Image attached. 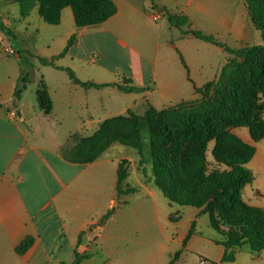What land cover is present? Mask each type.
Instances as JSON below:
<instances>
[{"label": "crops", "instance_id": "1", "mask_svg": "<svg viewBox=\"0 0 264 264\" xmlns=\"http://www.w3.org/2000/svg\"><path fill=\"white\" fill-rule=\"evenodd\" d=\"M113 1L116 13L106 21L66 30L62 36L64 44L72 33H76L77 38L63 56L53 61L54 66L38 65L36 56L50 59L63 47L59 52L43 55L40 52L42 49L31 47L27 38L21 40L20 44L14 32L8 36L0 31V264H72L75 252L86 253L91 246V242L76 244L73 237L77 231L91 229L92 224L93 230H99L100 225L91 216H101L111 209L104 224L107 226L117 213L121 202V194L116 192L117 170L119 162L126 158L108 153V150L115 148L113 143L91 162L72 160L69 151L76 145L72 135L92 134L105 119L124 114L139 104L149 103L155 107L149 101L153 94L167 98L179 93L188 84L197 95L195 88L215 80L224 67L223 63L220 64L221 68L212 80L199 84V80L192 76L191 66L182 48L174 43V38L163 35L158 24L152 28L146 23L159 19V15L156 20L152 18L151 9L165 14V7H148L139 0ZM28 17L29 13L26 16L20 13L22 22H26ZM1 22L7 27L6 20ZM234 24L230 23L227 31L235 34L237 41L239 28ZM23 28L24 37L30 36L26 27ZM187 29L180 31L177 36L179 40L192 38L204 44L210 43L185 33ZM34 31L38 33L37 28ZM209 33L224 46L214 44V47L205 48L229 56L225 50V47L229 48L225 40L217 34ZM99 41L114 42L124 56L122 61L111 66L99 62ZM47 46L45 44L43 48ZM10 49L14 52L10 53ZM175 50L176 56L182 57L184 72L175 64ZM162 51L166 54L163 55ZM158 52L161 55L158 56ZM223 59L227 61L228 57ZM169 60L174 68L169 67L168 63V67L163 65L162 62ZM62 68H70L81 82L104 86L84 88L73 82ZM25 69H28L26 87L16 97V85ZM200 74H203L202 69L197 68L194 75ZM101 75H105V78ZM125 78L132 81L135 91L122 92L118 88V84H123ZM40 80L45 83L52 102L49 113H44L37 104L35 90ZM30 83L32 88L28 91ZM244 140L254 145L255 153L247 163L254 178L243 187L242 199L248 205L262 208L257 199L264 194V188L261 191L257 187L260 181L257 186L253 182L262 173L264 183V154H257L260 141L253 142L248 136ZM114 150L119 149L116 147ZM253 167H257L256 170ZM126 173L128 175L127 168ZM123 181L122 189L125 188ZM187 210V234L181 240L177 237L167 239L175 241L181 249L172 252V259H160L161 264H173L175 259H187V253L195 257L190 264H264V249L252 253L246 248L236 250L233 261L221 262L224 248L217 243L221 239L220 234L211 227L208 216L201 213L199 208L190 206ZM81 212L84 218L79 221ZM88 220L91 221L89 225ZM188 233L205 240L208 249L190 252ZM118 234L120 238V232ZM26 236H31L33 241L25 252L18 254L15 248ZM121 254L120 264H131L134 252L122 250L119 257ZM155 263L156 260H153L152 264Z\"/></svg>", "mask_w": 264, "mask_h": 264}, {"label": "trees", "instance_id": "2", "mask_svg": "<svg viewBox=\"0 0 264 264\" xmlns=\"http://www.w3.org/2000/svg\"><path fill=\"white\" fill-rule=\"evenodd\" d=\"M20 6L22 16L36 7L37 14L45 22L57 25L61 11L69 7L76 29L94 26L106 21L116 13L113 0H10ZM249 19L260 32L262 42L246 44L238 48L225 47L233 58L222 68L219 76L199 88L200 98L182 100L174 105L157 109L150 105L141 116L131 110L102 121L97 130L85 136L72 135L76 145L69 151V157L80 163L95 160L111 143L118 142L132 147L141 154L142 129L150 134V158L154 171V185L171 203L180 206L200 208L208 215L210 225L220 234L217 241L224 248L221 262L234 259L235 251L246 248L252 253L264 249V210L248 205L242 199L243 187L253 181L252 172L245 167L255 153L253 144L242 142L237 136L224 129L226 115L248 129L253 142L264 137V120L255 113L253 101L257 94H264V0H244ZM170 24L183 26L188 23L186 15L167 14ZM0 31L12 36L9 28L0 22ZM197 39L219 46L224 44L213 35L199 30L184 31ZM72 33L63 50L50 59L39 57L42 65H53L56 58L63 56L76 41ZM64 69L69 78L84 88H100L103 84L81 82L70 68ZM118 84L122 92L136 90L130 79ZM27 75H22L16 85L15 95L19 97L25 89ZM38 107L49 113L52 102L43 80L35 90ZM213 140L210 155L213 168L208 167L207 146ZM229 143V144H228ZM238 144L239 150H228L229 145ZM125 160L118 164L116 192L126 194L135 189H122L126 178ZM112 210L106 211L98 224H105ZM177 220V218H170ZM33 239L26 236L15 248L22 254ZM85 254L75 252L72 264H80ZM211 264H214L211 262Z\"/></svg>", "mask_w": 264, "mask_h": 264}, {"label": "rangeland", "instance_id": "3", "mask_svg": "<svg viewBox=\"0 0 264 264\" xmlns=\"http://www.w3.org/2000/svg\"><path fill=\"white\" fill-rule=\"evenodd\" d=\"M139 1L141 4L145 3L148 7L159 5L165 7L167 13L175 15L186 14L189 17L190 23L188 22L179 27L170 24L167 13L162 14L159 11L151 9L150 11L153 14L157 13L159 15V19L153 22L154 24L152 22L146 23L152 28H155V24H158L161 27L160 31L163 35L167 38H174V43L177 47L182 48L185 54V59L191 66L192 76L199 80V84L212 80L214 74H216L217 70L221 68L220 64L223 63L222 66H224L225 62L227 63L233 57L229 53H227L229 56L225 53L222 56V54L220 55L218 52L216 53L211 51L209 48H205L214 47V44H204L205 42L196 39L193 40L192 38L185 41L179 40L177 36L180 35V31H183L182 29L188 28L199 30L206 34H208V32L217 34V36H220L225 40L229 48L240 47L245 43L262 42L260 32L254 29L249 19L244 0ZM20 13V6L18 3L11 2L10 0H0V22L1 20H6L7 27L11 33H15L18 43L22 44L21 40L27 38V42L31 43V47L35 46L36 50L42 49L40 52L43 53V55L59 52L62 47L64 48L66 43L64 44V38L62 37L63 34L66 30H68V28L75 27L72 18V11L69 7L62 9L61 23L59 22L60 24L58 23V26L49 24L42 20L37 14L36 7H33L29 11V17L26 22L21 21ZM230 23L237 24V27L239 28V37L237 41L234 37L235 34H230L227 31V27ZM23 27H26L27 33H30V36L24 37L22 34V32H25ZM35 28L38 29V33L34 31ZM45 44H48L49 46L43 48ZM97 51L100 54L99 62H102L105 65L111 66L115 62L122 61L124 58L121 50L114 42L106 43L99 41ZM175 52L176 50L174 53ZM157 54L159 56L161 55V52H158ZM162 54L165 55V51H162ZM39 57L43 56H36L38 62L37 64L42 65L39 62ZM175 57L176 60H174L177 68L181 72H184L183 65L181 64L182 57L176 56V53ZM223 57H228L227 61H225ZM168 58L169 57H167V59ZM156 61L159 60L156 58ZM162 63L165 66H167L168 63L169 67L174 68V64L171 63L170 60ZM37 64L34 66H37ZM197 68L202 69L203 74L195 76L194 72ZM23 73L24 75H27L28 69H25ZM101 77L105 78V75H101ZM31 88L32 84L30 83L28 84V91ZM199 98L200 95L198 93L196 95L193 92L192 86L185 84V87L182 88L179 93H175L167 98H161L158 94H153L149 101L155 106V108L161 109L166 106L174 105L181 100L195 101ZM252 107L256 109L255 113H257L258 116L264 120V94L256 95ZM148 108L149 104L144 103L143 105H137L136 108L131 111L136 116H141ZM227 113L228 114H225L226 125L224 129L237 136L242 142L251 145V142L244 140L247 136L251 139L247 127L236 123L232 116L229 115V111H227ZM80 134L85 136L90 135L79 133V136ZM140 136L141 154L138 150L129 146H124L118 142H113L115 145L113 147H117L119 150H114L115 148L108 150L109 154H117L126 158L123 160H125V164L127 163L126 168L128 175L123 181V186L125 188H134L135 191L120 195V206L117 213L114 214L107 226L99 224L100 229L93 230L92 228L94 224H92L90 225L91 229L84 228L77 231L74 235L73 238L76 244H87L88 242H91V246L88 247L86 253H81L86 255V257L83 258V261L81 260V264H120L122 254L119 257V253L122 250L134 252L131 258V264H152L153 260H156L155 264H161L159 261L160 259H172L174 256H172V252L181 249L175 241L167 239L170 237H177L181 240L187 234L188 231L185 226V221L188 218L187 209L190 206H180L176 203L169 202L168 199L163 196L161 191L156 188L154 185L153 165L150 158V134L148 130L142 129ZM213 142V140H210L207 146L208 167L210 168L214 167V165H212V157L210 155V149L212 148ZM257 146V154H264V137L260 140ZM239 148V145L234 143L229 145L228 150L233 152L236 151L237 153ZM128 159L130 162H128ZM245 167L247 168V164ZM253 168L256 170L257 167ZM259 175L261 176L256 178L253 185L255 183L257 186L260 181L257 187L262 191L264 188V183L262 181L263 174L260 173ZM256 176H258V174H256ZM151 191H153V193H151ZM257 201L264 210V194L259 196ZM79 202L81 203V200ZM183 213L185 214L183 215ZM101 216H91L90 218L96 220L98 223ZM177 217L179 219L178 221L170 219ZM83 218L84 213L81 212L78 220L82 221ZM89 220L87 221L88 225L91 222ZM99 232L100 236H98ZM118 232L121 234L120 238L118 237ZM203 233L205 234V231ZM188 234H190V239L188 240L190 252H201L208 249L205 240L197 238V236L192 235V233ZM186 255L189 258L175 259L173 264H190L192 260L195 259L193 254L187 253Z\"/></svg>", "mask_w": 264, "mask_h": 264}, {"label": "built area", "instance_id": "4", "mask_svg": "<svg viewBox=\"0 0 264 264\" xmlns=\"http://www.w3.org/2000/svg\"><path fill=\"white\" fill-rule=\"evenodd\" d=\"M157 17H158V14H157V13H156V14H153V16H152V18H153L154 20H156ZM9 52L12 53V52H14V51L10 49ZM12 114H13V113H12Z\"/></svg>", "mask_w": 264, "mask_h": 264}]
</instances>
